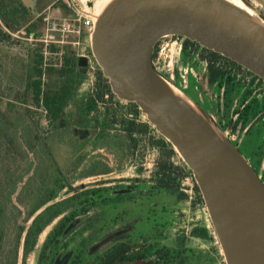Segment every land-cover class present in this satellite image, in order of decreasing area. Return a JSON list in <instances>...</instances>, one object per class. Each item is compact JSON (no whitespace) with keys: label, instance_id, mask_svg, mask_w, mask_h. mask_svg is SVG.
I'll list each match as a JSON object with an SVG mask.
<instances>
[{"label":"water","instance_id":"95a60500","mask_svg":"<svg viewBox=\"0 0 264 264\" xmlns=\"http://www.w3.org/2000/svg\"><path fill=\"white\" fill-rule=\"evenodd\" d=\"M80 11L93 19L91 51L112 92L136 103L191 170L225 264H264V183L212 117L152 61L157 41L176 34L264 78V21L229 0H104Z\"/></svg>","mask_w":264,"mask_h":264},{"label":"flooded vegetation","instance_id":"af4514ba","mask_svg":"<svg viewBox=\"0 0 264 264\" xmlns=\"http://www.w3.org/2000/svg\"><path fill=\"white\" fill-rule=\"evenodd\" d=\"M88 1L87 5L91 6ZM229 1L250 6L254 15L264 21V0ZM171 47L178 48L174 55L178 57L181 43L168 40L164 48ZM187 73L185 70L181 78L171 73V81H179L190 98L222 127L264 183L262 149L257 146L248 149L245 143L249 127L246 130L241 125L235 128V118H227L222 106L224 99L219 100L217 94L218 83H212L205 73H195L199 90L186 79ZM225 90L223 87V95ZM217 101H221L220 108ZM262 116L259 114L250 127L264 123V117L260 120ZM78 129L84 130L74 126L68 133L77 136ZM99 131L92 130L85 141L96 136L92 141L93 145L96 143L94 147L107 150L112 157L108 158L107 166L98 158L83 169L77 168V164L69 169L57 168L59 164L53 156L54 169L52 162L44 168L35 153L41 147L34 145V171L25 174L31 183L21 192L17 191V184L14 192H18L13 223L17 237L13 248H0V264H213V255H217L207 236L211 231L206 220L197 217V211L203 210L197 205L193 185L189 182L181 185L182 198L179 191L173 193L155 185L151 181L154 167L146 168L150 152H145L146 163L134 165V156L126 141L111 132L110 139L103 143L98 135L104 133ZM69 134L59 139L68 144ZM38 144L47 148L44 141ZM79 161L81 159L76 162ZM79 165L83 166V161ZM127 166L137 173L135 177L83 183L122 172ZM77 176L80 184H76ZM165 197L171 200L165 201ZM197 229L205 230L204 238L197 236ZM4 240L3 236L1 242Z\"/></svg>","mask_w":264,"mask_h":264},{"label":"trees","instance_id":"16d2710c","mask_svg":"<svg viewBox=\"0 0 264 264\" xmlns=\"http://www.w3.org/2000/svg\"><path fill=\"white\" fill-rule=\"evenodd\" d=\"M61 7L64 11L68 9L66 2H63ZM46 23L47 13L36 14L22 0H0L1 44L14 43L16 35L23 39L31 37L37 39ZM85 36L89 42L90 36L88 34ZM168 40L175 41L177 44L181 43L178 57L174 56L177 47L164 48V44ZM49 52L61 54L60 65L54 66L45 63L46 58L42 47L28 50L27 57L20 62L21 75L15 74L11 77L24 86L23 92L15 94L16 102L21 105H28L30 98L34 107L45 111L51 123L52 136L65 137V134H69L68 132L76 126L84 129H78L77 136L72 135L76 137L77 141L86 142L85 139L92 130L95 132L101 130L104 134H99L98 137L104 143L110 139L111 132H114L116 137H121L126 141L127 148L133 153L134 165L137 163L143 165L146 163L145 152H154L156 158L151 181L166 191L173 193L179 191L181 198L184 197L180 192L181 185L186 182L193 185L197 205L203 210L207 226L211 231V235L207 233V236L213 244L212 249L225 264L220 248L217 246L218 240L205 209L203 198L191 170L185 165L173 145L147 121L146 116L136 103L124 101L112 92L109 79L104 76L93 57L90 43L83 48V55L80 56L69 46L52 45ZM80 58L86 59V61H82V65ZM178 60L183 62L182 70L178 68ZM152 61L156 71L171 83H173L170 77L171 73L173 76L181 78L180 75H183L185 70L188 71L186 79L199 90L195 73H205L212 83H218L217 94L219 100L224 99L222 106L225 109L223 110L225 115L230 119L235 118V128L238 125H241L243 130L249 127L245 142L247 148L257 146L259 150L262 149V159L264 155V123L256 127L254 125L250 127V124L259 114H263L260 120L264 117L263 77L231 58L202 46L197 41L176 34L163 36L157 41L153 50ZM47 74L50 76V82H44V77ZM173 84L188 95L179 85V81H175ZM223 87L226 88L224 95L221 92ZM16 102L9 105L10 109L15 108ZM69 106L71 108L68 111ZM200 107L202 106L200 105ZM217 107H221V101H217ZM202 109L208 113L203 107ZM24 111L26 117L19 118L20 115L16 118V123L32 120L31 110L27 108ZM217 125L220 127L219 124ZM220 128L222 129V127ZM2 129H5V132ZM11 130L7 129L5 125L0 126L3 136L8 142L14 144V142L17 143V139L12 136ZM25 131L26 134L30 135L28 128ZM39 135L38 131L34 134L36 139L41 140ZM51 135L46 137L49 138ZM94 138L96 136L90 137L88 141H93ZM44 140L45 138L42 141ZM254 144L255 146H253ZM8 185L9 183L6 181L2 187L7 188ZM15 185L10 187L9 194L14 192ZM4 212L5 207L0 200V221ZM2 234L1 232L0 242L3 238ZM196 234L198 237L204 238L205 230L197 229ZM214 243L216 244L214 245Z\"/></svg>","mask_w":264,"mask_h":264},{"label":"rangeland","instance_id":"374dc122","mask_svg":"<svg viewBox=\"0 0 264 264\" xmlns=\"http://www.w3.org/2000/svg\"><path fill=\"white\" fill-rule=\"evenodd\" d=\"M25 5L35 11L36 14L42 13L44 9L50 6L46 12L47 17L51 18V20H58L61 18H72L74 15V10L76 8H80L81 1L84 0H22ZM88 1V0H87ZM87 1L84 5L86 9H95L98 6V3L104 0H90L88 2L91 3L87 5ZM63 2L67 4V10H63L61 6H63ZM43 31L41 32L40 38L46 30V25L42 27ZM87 29H82V34L80 37L78 35H71L68 39L69 42H75L80 40L82 45L80 47H74L72 44H64L58 45L69 46L71 50H73L78 56L83 55L82 50L85 46L90 43L86 39ZM37 38V39H38ZM14 43H0V126H4L7 129L11 130L12 136L17 139V143L14 144L8 142V140L3 136L0 131V200H2L5 212L2 220L0 221V233L5 230L4 234V242H0V248L3 249L13 248L14 241L17 237L16 229H14V214L15 208L18 206L16 201L18 192L24 191L27 189L31 183L30 177L25 174H31L32 170L35 167V163L32 160V152H34V145H38V148L41 149L36 150V154L39 155L38 160L42 167L46 168L51 162V168L54 169V164L56 163L53 156H56L57 163L59 167L63 169H69L74 164H77V168H85L91 165L95 160L100 159L104 166L108 164V158H112L107 150H100L95 148L92 144V140L82 142L77 141L73 138L72 135H68V144L60 140L58 137L51 136L47 138L46 136L51 135V123L49 122L45 111L42 109H37L31 104L30 98L28 105H21L19 102H16L14 99L15 94L21 93L24 91V86L17 82L13 75L17 74V76L21 75V61L23 58H26L28 55V50H35L36 48L42 47L44 51V45L40 41H37L34 37L29 39H23L22 37L16 35L14 37ZM42 45V46H41ZM45 63L48 65L58 66L61 61V54H48L45 56ZM178 68L180 70L183 69L182 60H178ZM175 65V64H172ZM12 75V76H11ZM20 78V77H19ZM50 76L47 74L44 77V82L49 81ZM19 80V79H18ZM50 82V81H49ZM14 101V102H13ZM15 108L9 107V105L15 103ZM29 108L31 110L32 120H25L22 123H16V118L26 117L25 109ZM71 106L68 107V111ZM27 128L29 129L30 135L26 134ZM5 132V129H2ZM39 132V136H41V140L35 138L34 134ZM26 135V136H25ZM45 136V137H44ZM43 138H45L44 143L47 145V148L38 142H43ZM63 142V143H62ZM75 142L73 146L72 143ZM50 143V144H49ZM30 144V145H29ZM41 145V146H40ZM30 146L32 150H30ZM43 146V147H42ZM50 146V147H49ZM156 154L154 152H150L148 154V159L146 163V168H153L155 164ZM77 159H81V161L76 162ZM83 161V166L80 167V162ZM76 162V163H75ZM112 165V164H111ZM39 165V168L41 167ZM34 171V170H33ZM137 173H135L130 166L125 167L122 172H115L110 176L106 177H98L91 178L85 180L84 184H93L98 180L108 179H119L122 177H135ZM24 178V179H23ZM50 179V177H48ZM77 179L76 184H80L81 180L79 176L75 177ZM20 180L22 183H20ZM9 183V187L3 188L2 184L4 182ZM15 183L19 184L17 189V193H14L16 190ZM37 183V181L35 182ZM21 184V185H20ZM52 184V183H51ZM15 185V189L13 193L9 194L11 190L10 187ZM18 186V185H17ZM171 200L170 198L165 197L164 200ZM197 217L201 219H205L204 212L197 211ZM1 235V237H2ZM216 243H214L215 245ZM213 245V244H212ZM219 247V244L217 245ZM220 248V247H219ZM216 254V252H213ZM222 256V255H221ZM222 259L224 260L223 256ZM225 262V261H224ZM213 264H223L221 258L219 256L213 255Z\"/></svg>","mask_w":264,"mask_h":264},{"label":"built area","instance_id":"2783aa9c","mask_svg":"<svg viewBox=\"0 0 264 264\" xmlns=\"http://www.w3.org/2000/svg\"><path fill=\"white\" fill-rule=\"evenodd\" d=\"M93 24L94 22L90 15L76 8L72 18L65 17L51 20L50 17H47L45 33L36 40L43 43L45 56L50 54L49 48L52 45L72 44L74 47H80L82 45L80 40L69 42L68 39L71 35H78L80 37L82 29H87V34L90 36Z\"/></svg>","mask_w":264,"mask_h":264},{"label":"crops","instance_id":"0c3cea01","mask_svg":"<svg viewBox=\"0 0 264 264\" xmlns=\"http://www.w3.org/2000/svg\"><path fill=\"white\" fill-rule=\"evenodd\" d=\"M86 1L87 0H84V4H83V1H81L82 3H81V5H80V8H78V9H82V10H86V8H84V5H85V3H86ZM86 6V5H85ZM48 8H50V6L49 7H47L46 9H44V10H42L43 12H46L47 10H48ZM90 9V8H89ZM91 11H94V9H91Z\"/></svg>","mask_w":264,"mask_h":264},{"label":"bare ground","instance_id":"6f19581e","mask_svg":"<svg viewBox=\"0 0 264 264\" xmlns=\"http://www.w3.org/2000/svg\"><path fill=\"white\" fill-rule=\"evenodd\" d=\"M101 5H102V2L100 1L99 4H98V6H101Z\"/></svg>","mask_w":264,"mask_h":264}]
</instances>
